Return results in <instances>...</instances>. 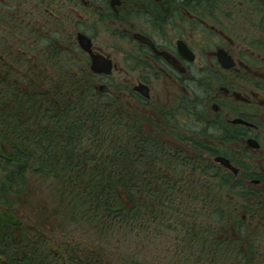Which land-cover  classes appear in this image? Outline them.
Instances as JSON below:
<instances>
[{"label": "flooded vegetation", "instance_id": "obj_1", "mask_svg": "<svg viewBox=\"0 0 264 264\" xmlns=\"http://www.w3.org/2000/svg\"><path fill=\"white\" fill-rule=\"evenodd\" d=\"M99 28L113 49L98 42ZM86 111L98 121L89 124ZM102 119L143 149L121 160L132 192H144L121 195L139 213L136 234L176 224L183 211L211 213L218 176L228 232L264 245V0H0V165L13 159L7 152L18 138L48 142L50 151L52 140L67 156L47 158L63 163L47 176L33 163L24 175L49 178L46 188L64 203L70 179L99 177L109 157L120 163L115 140L114 151L102 149ZM2 168L0 178L13 176ZM25 191L0 186V210L18 222L0 221V264H112L102 220L76 218L94 228L83 239L60 235L66 218L56 235L44 234L24 225Z\"/></svg>", "mask_w": 264, "mask_h": 264}, {"label": "trees", "instance_id": "obj_2", "mask_svg": "<svg viewBox=\"0 0 264 264\" xmlns=\"http://www.w3.org/2000/svg\"><path fill=\"white\" fill-rule=\"evenodd\" d=\"M86 121L89 124H93L98 121L95 118L94 112H85ZM105 117H110L109 110L104 109ZM99 117V116H97ZM102 128H107V122L102 119ZM55 128H58L56 125ZM84 131L88 132V137H97L96 129L93 127H86ZM22 132V131H21ZM67 135L70 139H74V130L66 129ZM125 133L122 138L118 136ZM117 134L112 129L108 128L103 131V151L111 153L114 151L113 142L118 145L117 154H119L120 163L113 162L109 157L104 160V170L99 177L88 178V179H76L72 178L67 184V192L61 193L60 198L67 197L64 201L65 204L70 205L74 217L79 219L97 217L102 220L101 228L104 234L113 235L118 229L119 234H127V238L130 241L132 247L138 251L134 256L133 254L126 251L127 257L122 258V264H156L155 262H148L146 260V254L149 251H144L146 247L145 238L141 235L143 231H139L140 234H136L137 227H133L131 221L133 218H137L139 213H132L131 208L125 204L121 195L126 197L129 194L139 193L144 194L143 190L140 189L137 192H132L133 182L124 177L121 174H125L126 169L128 170L127 161L121 162L122 158H131L133 155H143V149L141 143L136 144V140L126 139L127 131ZM64 135L62 138H67ZM20 143L18 146L11 145L8 148L7 154L11 155L13 159H6L3 163L6 171L14 172L13 176H7L6 178H0L1 188L10 190L14 188H25L26 180H33L35 178L28 177L25 172L34 170L33 166L39 165L38 169L47 176L51 170L50 165L52 163H63L62 157L54 160L47 158L48 154L44 153L41 146L49 145L48 142L43 144L42 141H31L28 143L26 138H18ZM109 141V143H108ZM68 144V143H67ZM50 145L56 150L53 141L51 140ZM75 146V145H74ZM67 148V145L61 146V148ZM0 149H2L0 147ZM44 150V149H43ZM53 151V155H65V151ZM69 153V152H68ZM39 156V159H35L34 156ZM3 157V156H2ZM33 160L38 162L35 163ZM123 166L124 172H120L118 177H115L113 172L117 170V167ZM22 173V174H19ZM39 179V178H38ZM214 187L212 190L213 195V209L197 212L198 219L194 218V212L189 210L191 215H188V211H183L182 216L176 221V224L157 226L162 227L165 231H171L173 235L166 242L149 244L147 250L151 252H162L164 253V262H158L157 264H256V261L251 256L255 250L251 243H256L253 239H247L245 235L238 231L235 238L232 233L228 232V221L226 219V202L224 194L222 192L223 184L221 187V181L218 176H214ZM45 181V182H43ZM49 178L44 177L42 180H37V183L43 187H46L49 182ZM119 188V190L117 189ZM9 192V191H8ZM77 215V216H76ZM133 222V221H132ZM138 223V228H142V221L139 218L133 222ZM117 231V232H118ZM116 232V233H117ZM135 239V240H134ZM135 242H134V241ZM246 251V252H244Z\"/></svg>", "mask_w": 264, "mask_h": 264}, {"label": "rangeland", "instance_id": "obj_3", "mask_svg": "<svg viewBox=\"0 0 264 264\" xmlns=\"http://www.w3.org/2000/svg\"><path fill=\"white\" fill-rule=\"evenodd\" d=\"M76 12L82 15L85 14L83 10H79ZM70 19L77 20V16L75 12L70 14ZM238 22L241 23L240 20H238L237 23ZM247 24L251 27V24H249L248 22L245 25H243V27L244 26L249 27ZM98 30H100V33H98V35L100 36V41L98 39V42L100 43L105 42L104 44L107 47H109V49H113L115 46V43L113 42L112 38L109 36L111 39V42H107L109 41V37L107 36L108 34L102 28H99ZM103 39H105L106 41H102ZM121 78L123 77L121 76ZM3 129L4 128L2 127L1 130L4 131ZM107 129L108 127L105 129L102 128V131L107 130ZM41 148H42L41 150L44 153L48 155H52V151L49 150L47 145L41 146ZM2 167L3 165H0V168L3 171ZM38 186L40 185L37 183V179L26 180V186H25L26 191L25 192L27 194L21 193L22 196L18 195V199H22L19 201V206H20L19 208H20V211L24 213L22 220L25 226H28V227L34 226L40 229L44 234L50 235L49 234L50 232L54 234V231H59L62 228L63 224L60 223L61 221H65L66 219H68L71 222H69L70 224L67 226L66 230H63L64 232L61 233L60 235L69 234L70 240H71L72 238H76L74 237V235L82 237L81 239H83L86 236L95 234L94 228L87 226L85 221L75 220L76 218H79V217L77 215H76L77 217H74L72 209H65L63 210L64 212L59 211L58 207L61 208V206L64 205V203H62L61 201H58L59 194H56V195L53 194L49 190V187L47 188L43 187L41 189H37ZM225 190H226V187H225ZM224 199L226 202L225 194H224ZM191 211L194 212L193 217L198 219L197 208L195 210L192 209ZM198 212H201V211L198 210ZM188 215H191L189 211H188ZM57 225L58 227H56L55 229L54 226H57ZM115 230L116 232L118 231V229H115ZM116 232H114L113 235H110V237H105L103 239H105L106 244H107L106 249L108 250V256L112 258L113 262L115 261L116 264H122V258L127 257L126 251H127V254L129 252L130 255L133 254L135 256L140 250H136L134 247H131V244H128L130 243L131 240L127 238V234H123V233L119 234V231L117 233ZM100 234L104 235V233L102 232H100ZM172 236H175V235H173L171 231H165L162 227L158 228L157 225H153L151 227V232H148L147 234H145L146 247L144 248L145 249L144 251H149L146 254V260L148 262H155L156 264L158 262H164V253L162 254V252H159V251L154 253L147 249L149 247V244H152V245L154 244L155 246L156 243L159 244V243L168 241L170 237ZM58 238H60V241L64 243L69 241V240L63 241L65 239H63L60 236H58ZM251 244L254 246L253 249L255 250L254 251L255 256L260 257V259L264 258V245L258 242L251 243ZM110 262L114 264L112 261ZM256 263H257V259H256Z\"/></svg>", "mask_w": 264, "mask_h": 264}, {"label": "water", "instance_id": "obj_4", "mask_svg": "<svg viewBox=\"0 0 264 264\" xmlns=\"http://www.w3.org/2000/svg\"><path fill=\"white\" fill-rule=\"evenodd\" d=\"M217 162L221 163L225 167L227 166V167L231 168L230 165L228 166L229 163L226 162V160H224V159H218ZM0 221L4 222V223H11L14 225H18V222L14 217L7 215L3 211H0Z\"/></svg>", "mask_w": 264, "mask_h": 264}]
</instances>
